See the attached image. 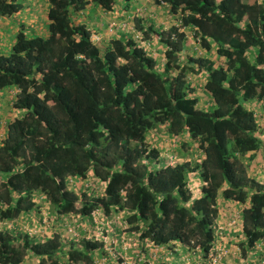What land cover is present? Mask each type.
<instances>
[{
  "label": "trees",
  "instance_id": "1",
  "mask_svg": "<svg viewBox=\"0 0 264 264\" xmlns=\"http://www.w3.org/2000/svg\"><path fill=\"white\" fill-rule=\"evenodd\" d=\"M155 1L180 22L160 33L161 67L141 31L98 46L73 19L88 0H47L42 35L18 19L23 0H0V18L16 28L0 49V91L15 88L12 107L22 112L6 122L0 142V264H59L63 256L68 264H94L111 254L102 238L57 231L37 240L7 230L2 223L37 212V194L57 223L66 215L81 222L96 211L117 214L138 240L178 244L204 262L223 204L238 203L241 254L264 246V183L242 159L264 149L249 106L264 103V0ZM92 2L106 12L116 4ZM187 29L198 51L182 57ZM159 128L194 143L200 162L160 161L147 141ZM194 177L202 182L196 191ZM70 179L81 182L80 193Z\"/></svg>",
  "mask_w": 264,
  "mask_h": 264
},
{
  "label": "crops",
  "instance_id": "2",
  "mask_svg": "<svg viewBox=\"0 0 264 264\" xmlns=\"http://www.w3.org/2000/svg\"><path fill=\"white\" fill-rule=\"evenodd\" d=\"M30 1L31 4L39 7L40 3L44 4L45 12L48 7L47 0H23ZM28 7V6H27ZM120 9L122 11L120 12ZM127 10V13L125 14V11ZM5 19V20H4ZM34 19V18H32ZM73 19L77 23H83L88 29L91 30L92 34H95L97 36V44L103 47L109 38L113 36H122V35H132L136 36L138 35V32H140V35H143V37H146V42L144 46L148 49V51L157 58L158 60V67H161L164 63V46L161 42L160 33L167 28H169L171 25L175 24L177 19L176 17L169 11V8L166 4H158L155 0H116V4L113 7L111 11H104L102 8H100L98 5H96L92 0H88V3L85 5V7L79 11H75L73 14ZM122 19V20H119ZM114 21H117L118 23H124V26L116 27L115 30L111 33L108 32L107 28L108 25ZM142 27L141 30L138 29L137 23ZM9 23L8 18H0V35H2V30L5 32V39L7 41L0 39V49L2 47L6 50L8 46L11 45L12 39L10 34L14 35L16 32V28H14V31L11 32V30L7 29V24ZM14 26V25H12ZM150 30V32L148 31ZM187 33V32H186ZM2 40V41H1ZM188 43H186L185 46V53L183 55H195L197 50V45L195 43V40L191 38H187ZM190 76L196 77L193 74H189ZM190 78V77H189ZM192 87H195L197 91H200L199 85L201 83H197L198 80L190 81ZM4 92L1 93L3 90L0 91V110H5L6 105L10 106L12 105V99L14 94L17 92L15 88L12 89H4ZM5 103L4 106H2V103ZM206 102V101H205ZM204 100L200 101L201 105H204ZM205 106V105H204ZM251 109L254 111V115L256 118V122L258 124V131L257 134L258 137L264 138V103L262 101L254 102L251 105H249ZM4 115V114H3ZM1 119V118H0ZM10 119V118H9ZM8 121V120H7ZM1 123L0 126L3 127L0 128V142L3 139L5 135V126L6 122ZM154 135V134H153ZM170 138V135L164 131V134ZM150 138V137H148ZM192 147L196 148V145L194 143L191 144ZM199 154L201 151L198 149ZM202 154V153H201ZM203 155H201L202 159ZM244 164L247 167L248 174L255 179H257L259 182L264 183V149H258L255 151H250L244 154L242 157ZM164 161V160H163ZM200 162V161H199ZM160 166V165H158ZM156 166V167H158ZM196 178V177H194ZM41 195H39L40 197ZM41 198V197H40ZM43 203V202H42ZM47 207V206H46ZM244 206L238 203H232V202H226L223 204V207L221 209V214L219 218L217 219L216 228L218 227V233H216L217 238L214 241L213 249H224V254L221 256V262L220 264H264V246L261 244L256 245L255 249H253L251 252L246 253V255H242L240 248L238 247L239 241L241 240V237L243 236L242 230H241V218L240 213ZM44 207H38L37 212L36 210L33 211L31 214L22 215L18 221H25L24 219L33 217V224L36 223L34 226H38L39 232L36 234H33L36 236V239L40 238L43 239L45 237H50L52 232H48L45 227L39 225V220L44 221L45 217L44 215ZM34 213V214H33ZM100 217L97 219L96 217L87 219L83 218V220L78 223V219L75 218L73 215H66L63 216L62 219L57 223L59 226V229H64V234L62 236L64 238H70L72 237L71 234H69L66 231V228L68 230V227L72 226L75 228V230L78 231V233H83L81 231L84 230L86 234H95V231H101L102 233L104 231H107L106 235L102 234L100 237H104L106 239H110V241L113 242L114 248L115 244L117 243L118 249H124V246H121L125 243V239L123 240V235L121 233H125L122 229V221L118 220L117 214H111L110 216H103V214L99 215ZM35 218L37 220H35ZM68 219V221H66ZM77 219V220H76ZM63 222L61 225L60 223ZM68 222V223H67ZM76 224V225H75ZM80 224V225H78ZM20 223L18 222L16 225V229H19ZM23 226V224L21 225ZM24 227V226H23ZM57 226L53 227L56 228ZM52 228V229H53ZM58 228V227H57ZM215 228V231H216ZM122 231V232H120ZM216 231V232H217ZM49 234H48V233ZM89 232V233H88ZM118 232V233H117ZM80 235V234H79ZM105 235V236H103ZM130 234L128 233L127 238H129ZM37 239V240H38ZM116 239H120L116 242ZM121 241V242H120ZM225 243V244H224ZM150 244L149 251L145 253V257L148 259H158L152 256H156L155 252L157 253L159 260H170L172 256H175L174 258L177 259V261L183 264L185 263H191V264H200L201 255L198 256V254L193 250L188 251L187 248L182 247L180 245H174L173 247H155L153 244ZM158 249V250H157ZM212 252V250H211ZM151 257V258H150ZM206 262V261H205Z\"/></svg>",
  "mask_w": 264,
  "mask_h": 264
},
{
  "label": "rangeland",
  "instance_id": "3",
  "mask_svg": "<svg viewBox=\"0 0 264 264\" xmlns=\"http://www.w3.org/2000/svg\"><path fill=\"white\" fill-rule=\"evenodd\" d=\"M39 5L40 6L37 7V6L33 5V3L31 4L30 1H25V2H23L22 9L18 13L19 15L18 14L17 15H18L19 20L26 23V27L34 26V28L36 30V31H34V34L42 35L43 34L42 32H44V30L46 29V27H45L46 16H45V11H44V9L46 7H44L43 3L42 4L40 3ZM121 11H122V9H120V12ZM126 13H127V10L125 11V14ZM32 18H34V19H32ZM119 20H122V19H119ZM12 25H14V22L9 20V23L7 24V29L11 30V32L14 31V28H15V26H12ZM186 32H187L189 38L192 39V34L190 33V31L187 29ZM2 33L3 34L0 35V37L2 38V36L4 35L2 40L7 41V39H5V32H3V30H2ZM95 41H97V40L95 39ZM95 43L97 44V42H95ZM186 43H188V41H186ZM98 46H100V45H98ZM184 56L185 55H182V57H184ZM189 77H190L189 81L193 82V80H196V77H193L190 75H189ZM189 83L191 84V82H189ZM3 92L5 95V90H3L1 93H3ZM4 104L5 103L3 102L2 106H4ZM21 115H22L21 111L16 110L15 108L12 107V105H11V107L6 105L5 110H0V118H1L0 121H1V123L4 124L5 121L10 120L14 117H19ZM0 128L2 129L3 127L0 126ZM164 131H165L164 128L156 129L153 133L154 135L151 134L149 136L150 138H148V140H147L151 145L158 147V149L160 150V154H159L160 161L164 160L165 164H174V163L182 162V161H190L192 164H195V163L198 164L199 163V161L201 160L202 154L201 153L199 154L197 147L196 148L192 147L191 143H189L188 140L185 138H174L172 136H170V138H169L168 136L163 135ZM159 167L160 166H158L156 168L158 169ZM68 183L70 185L74 186L77 193H80L81 190L79 187L82 185L81 182H77L73 179H70L68 181ZM201 183L202 182L200 180H198L197 178H193L192 182L190 183V185H191L190 189L192 191H196L198 189V187L201 185ZM93 186L95 187L96 184H93ZM35 199H36V201H38L40 207L45 208V210H44L45 214L42 215V218L44 216L45 220L44 221L39 220L40 227L41 226L45 227V229L49 233L52 232L51 234H53L54 232L57 233V231H61V234H64L65 233L64 229H62V230L59 229V226L57 225V223L55 221L54 214L51 212V210L49 209V206L47 204L42 203V199L39 197V194L35 195ZM99 215H101L100 212H98V211L94 212V217H96L97 219L100 217ZM75 218L78 219L77 216ZM117 218L120 221L122 220V217L120 215H117ZM32 219H33V217L26 218V219H24L25 221L11 220V221H7L5 223H2V225L6 226L7 230L13 231L14 229H16V225L19 222L20 226H19V229H17L15 234L21 233L23 231V232L27 233L28 235H30V237L36 238V236L33 234L38 233L39 230H38V226L37 227L34 226L36 223L33 224ZM35 220H37V219L35 218ZM66 221H68V219ZM78 223H80V219H79ZM22 224L24 227L21 226ZM60 224L62 225L63 222H61ZM78 225H80V224H78ZM55 226H57L58 228L57 227L53 228ZM68 228L74 229L73 233H71L72 237L70 236V239L73 237L74 238L77 237L79 234H81L82 236L88 237V238H93V239H100V238L105 239L104 237H100V236L102 234L106 235V233H107V231H104L103 233L101 231L100 232L95 231V234L92 233V235H91L89 232H88L89 234H86V232H84V230L81 231L83 233H78V231L75 230V228L72 226H70ZM122 229L124 231L123 225H122ZM120 232H122V231H120ZM128 233L129 232L121 233L124 237L123 240L125 239V243L121 245V246H124V249H118L119 247H117L118 245L116 243L115 244L116 250H115L113 242L110 241V239H106V242L108 243L109 246L113 245L112 246L113 248L111 249V254H109V256L107 255V257H106V255H97L95 258L94 264H183L182 262L179 263L177 261V259L174 258L175 256H172V258L170 260H165V261L164 260L162 261V259L159 260V257L157 254V253H160L159 251L155 252L156 256H152L153 258L156 257L158 259V261H156V259H152L151 257H150L151 259L146 258L145 253L149 251L148 249H150L149 242L138 240L137 234H130L129 233L130 234L128 236L129 238H127L126 235H128ZM216 233H218V231ZM105 235H103V236H105ZM119 240L120 239H116V242ZM219 251L222 252V254H221V256H222L224 254V249H222V248L221 249H213L212 248V252L210 251V253H216ZM220 260L221 259H219L218 264H220V262H221ZM207 263H208L207 261L206 262L200 261V264H207ZM25 264H40L39 258H31L28 261H26ZM59 264H68L65 256H63L61 258V261ZM185 264H189V263H185Z\"/></svg>",
  "mask_w": 264,
  "mask_h": 264
},
{
  "label": "built area",
  "instance_id": "4",
  "mask_svg": "<svg viewBox=\"0 0 264 264\" xmlns=\"http://www.w3.org/2000/svg\"><path fill=\"white\" fill-rule=\"evenodd\" d=\"M175 24L176 25H179L180 22L179 21H176ZM120 26H124V23H118L117 21H114V22H112V23H110L108 25L107 30H108L109 33H111V32H113L115 30L116 27H120ZM95 39L97 40V36L96 35H93L92 40L95 41ZM143 44H145V43H143ZM199 52L201 53V51H199ZM93 218H94V213H93ZM216 230H218V227L216 228ZM67 231H68L69 234H71V233H73L74 229L68 228ZM158 249H159V247H158ZM221 254H222L221 251L216 252V253H209L208 259H207V261H208L207 264H218L219 259H221Z\"/></svg>",
  "mask_w": 264,
  "mask_h": 264
},
{
  "label": "clouds",
  "instance_id": "5",
  "mask_svg": "<svg viewBox=\"0 0 264 264\" xmlns=\"http://www.w3.org/2000/svg\"><path fill=\"white\" fill-rule=\"evenodd\" d=\"M93 35H95V34H93ZM93 35H92V37H93ZM94 41V40H93Z\"/></svg>",
  "mask_w": 264,
  "mask_h": 264
}]
</instances>
